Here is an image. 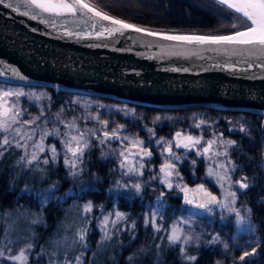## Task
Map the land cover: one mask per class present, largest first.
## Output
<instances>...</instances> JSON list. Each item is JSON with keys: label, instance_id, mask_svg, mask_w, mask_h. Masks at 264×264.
<instances>
[{"label": "snow or ice", "instance_id": "obj_1", "mask_svg": "<svg viewBox=\"0 0 264 264\" xmlns=\"http://www.w3.org/2000/svg\"><path fill=\"white\" fill-rule=\"evenodd\" d=\"M215 3L234 14L231 27L235 31L230 34L205 36L154 32L110 15L108 11L96 6L92 0H15V2L0 0V5L4 8L11 9L29 19L38 20L46 27L55 29L58 18H71L73 23L83 24L90 30L76 33L70 31L67 32L68 36L76 35L78 38L94 36L99 39L106 34L114 36L123 35L125 31H133L147 36H156L162 40L174 41L177 44L231 46L215 50L241 55L247 53L250 57L264 58V0H215ZM45 17L53 19L49 20ZM63 26L64 24L61 23V27ZM258 66L264 67V65ZM5 68L10 66L5 65ZM10 71L9 78L22 81L26 79L18 70L11 68ZM5 75L4 71H0V77ZM26 95L34 102L51 100L43 94H26L23 90L0 88V160L6 155L19 151L21 154L17 164L25 165L30 171L45 173L47 169L41 165L47 166L62 161L63 166L68 169V175L76 177L84 172L87 155L93 149L99 148L101 159L114 157L115 170L119 171L122 177H128L123 187H128L130 184L139 193L145 187H155L152 184V181H155L157 185H163L168 191L177 190L181 193L184 204L201 209L208 214H214L216 210H219L221 220L226 219L225 213H227L235 217L238 229L246 232L254 231L250 222L252 210L244 205L236 206L238 193L249 188L248 177L240 176L233 180L232 174L236 172L238 165L232 159V150L239 146L236 140L227 138L224 132L217 131L218 122H210L205 118L198 121L194 119L190 127L200 130L199 132L193 133L190 129H179L174 134H170V138H157L155 129L144 124L142 130H146L149 134L146 141L139 133H130L125 123L104 119L100 113L93 115L89 112L87 116L67 120L63 116L65 110L61 107L55 113L56 123L49 128L48 120H42V117L45 116L46 109L50 105H40L39 113L32 116L28 109L21 105L20 98ZM117 111H123L125 115L131 114L137 120L141 119L134 111L130 112L127 108L117 109ZM26 116L28 118H25ZM81 119L84 121L83 125L78 122ZM161 119L157 116L151 123L157 124ZM89 121H95V124L89 127L87 126ZM228 124L230 125L227 128L228 132L236 130L250 135L251 130L245 124L238 123L237 127L231 120ZM137 127L140 125L137 124ZM49 137H52V141H49ZM57 143L60 145L59 148ZM154 155H158L161 159L158 170L151 167L155 164ZM185 162L191 165L192 176L195 177L191 183L195 187H189V184L184 182L181 169ZM198 162L207 165L204 181L196 176ZM213 182L214 186L220 189L219 195L214 194L206 186ZM166 194L164 190L160 191L157 197V211L150 213V217L145 220V226L151 225L156 233L164 231L166 235L159 238L166 240L170 246H178L177 251L181 257L189 264H195L198 257L190 254V248L193 244L199 247L201 236L192 234L191 217L197 213H191L187 218H171L174 222L170 227H164L157 222L156 217L159 216L160 220L164 218L160 209L165 207ZM241 208L244 209L243 213ZM92 211L91 201L83 205L85 214ZM101 212H104L103 208ZM98 220L103 242L113 238L109 224L112 228H116L121 221L127 220V217L125 213L114 210ZM32 223H40L39 217H34ZM9 235V231L5 230L0 236V264L5 261L10 264H29L34 244L28 242L23 247H19L18 242L9 238ZM87 235V227L79 228L74 243L81 248H87ZM220 242L219 235L212 236L207 241L208 244ZM13 245L17 246L16 251H13ZM223 247L225 250L228 249L226 243ZM249 247L250 251L245 250L239 256V261L244 264H248L246 258L258 255L259 244L253 246L250 243ZM45 252L46 250L41 248L36 255L42 257ZM129 260L132 261L133 257H129ZM48 264H84L83 252L62 260L50 257Z\"/></svg>", "mask_w": 264, "mask_h": 264}, {"label": "water", "instance_id": "obj_2", "mask_svg": "<svg viewBox=\"0 0 264 264\" xmlns=\"http://www.w3.org/2000/svg\"><path fill=\"white\" fill-rule=\"evenodd\" d=\"M70 31L90 30L71 18H58L53 29L0 5V71L6 73L0 82L158 110L208 108L264 117V67L258 66L264 58L133 31L99 39L68 36ZM11 68L26 79L9 78Z\"/></svg>", "mask_w": 264, "mask_h": 264}, {"label": "trees", "instance_id": "obj_3", "mask_svg": "<svg viewBox=\"0 0 264 264\" xmlns=\"http://www.w3.org/2000/svg\"><path fill=\"white\" fill-rule=\"evenodd\" d=\"M92 2L101 9L108 11L110 15L123 19L128 23L139 25L151 30L170 32V33H191L204 35H224L235 31L231 27L234 14L229 10L212 0H92ZM23 87L25 89L34 88L38 91L45 92L50 100V108L45 113V119L53 125L55 123V113L61 107L65 111L71 110L74 99L85 98L93 104L96 113L102 114V118L112 120V115L106 113V110L127 108L134 111L140 120L130 119L126 123L130 125L127 129L131 133H139L142 138L147 141V132L142 130L143 125L147 124L153 127L158 136L170 138V134H174L179 129L194 128L190 126L193 120H197L198 116H203L208 121L218 122L217 131L225 133L227 138L236 140L238 148L232 150V159L238 165L235 174L237 176L248 177L249 188L241 192L239 195V203L241 201L252 210L251 220L255 226L254 237H259V248L261 256H264V117L257 114L242 112H225L215 109H183L176 111L158 110L148 107L134 106L126 103L112 101L110 99L91 97L81 94L56 93L54 89L46 87H33L12 85L0 82V88ZM33 110H37L31 107ZM36 115L39 113L34 111ZM131 115V114H130ZM63 116L66 115L63 113ZM161 117V122L152 124L155 117ZM169 117L171 118L169 120ZM117 118V117H116ZM119 119V118H118ZM231 120L233 125L238 127V123H243L250 129V135L239 131L228 132L230 127L228 121ZM124 122V121H120ZM137 124L140 127H137ZM16 155H6L0 160V207L2 211L5 209L16 208L19 204L26 202L27 194L20 192V184L18 175L15 173ZM85 171L87 176V191H84L85 197L97 202L103 203L111 195L114 187L115 178L118 175L116 165L112 159H101L100 149L95 148L87 155ZM154 161L159 159L158 155H154ZM61 169V168H60ZM59 169V170H60ZM203 165L197 163L196 176L202 175ZM181 173L184 180L191 184V165L188 162L182 166ZM96 174L98 178H94ZM29 184V183H28ZM45 183L42 184V186ZM67 182L61 184L60 189L64 190ZM75 190H78L77 184H74ZM37 190V187H33ZM138 195L129 198L131 194L120 196L119 208L122 211H130L131 216L136 219L135 227L131 237L124 234L120 239V249H117L113 257H106L101 264H189L185 261L177 251L178 246H167L160 244L159 247L150 230L145 227L143 216L137 215V209L140 205L153 202L154 195L147 193V188H143ZM107 195V196H106ZM129 200L131 202H129ZM168 211L178 213L182 207V196L175 190L169 191L164 197ZM49 210H55L48 206L46 214ZM219 220V219H218ZM218 220L214 223L218 224ZM51 225L54 223L51 222ZM227 237H221V241L225 240L228 244L237 240L234 235V229L229 225ZM206 237H201L199 247H195L193 255L198 257L195 264H216L224 259V254L219 252L220 244H208L213 233L207 231ZM132 239V240H131ZM241 240V238L239 239ZM239 250V249H238ZM236 250L233 257H239L241 253ZM135 254V255H133ZM129 257H133L130 261ZM3 264H10L5 261ZM86 264V263H85ZM228 264V263H227ZM249 264V263H248Z\"/></svg>", "mask_w": 264, "mask_h": 264}, {"label": "rangeland", "instance_id": "obj_4", "mask_svg": "<svg viewBox=\"0 0 264 264\" xmlns=\"http://www.w3.org/2000/svg\"><path fill=\"white\" fill-rule=\"evenodd\" d=\"M11 89L23 90L26 94H43V96L48 97L45 92L38 91L34 88L25 89L23 87H11ZM20 99L22 107L27 108L28 112L32 116L36 115L35 113H33L34 111H40V105H50V101H48L47 99L34 102L33 99H31L28 95H26L25 97H21ZM31 107H34L37 110H33ZM49 108L50 106L46 109V111ZM71 108L72 112L71 110L64 111V114L66 115L64 118L67 120H71L73 117L87 116L89 112H91L93 115L97 114L93 109V104L85 98L74 99ZM106 113L112 115L113 118L110 121L125 123L126 127L130 125V123H126V120H136V118H134L130 114L125 115L123 111H113V109H108L106 110ZM25 118L28 117L26 116ZM201 118L204 117L198 116L197 121ZM170 119L171 118L169 117V120ZM42 120H45V116L42 117ZM78 122L82 125L84 124L83 119ZM160 122V124L163 123L162 121ZM94 124L95 121H89L87 126L91 127ZM48 127H52L51 123H48ZM60 127L62 128V126ZM199 131L200 130L198 129L192 130L193 133ZM156 136L157 138L162 137L158 136L157 134ZM49 141H52V137H49ZM57 147H60L59 143H57ZM20 154L21 153L19 151L14 152V155H16V164ZM44 155H46V153ZM87 159L89 160L88 156L86 157V160ZM110 159L114 160L115 158L112 157ZM160 163L161 159L159 158L151 167L158 170V166ZM202 165V175H200L199 178L201 179V181H204L207 165L206 163H203ZM41 167L46 168L47 171L45 173L30 171L29 168L23 164H17L15 166L14 170L16 176L18 175L17 177L19 181L18 184H20V192H25L27 194L26 202L19 204L16 208L13 209H5V211H2L0 207V236L3 235V232L5 230H8L10 234L9 238H11L13 241H17L19 247H23L24 244L28 242L33 243L34 247L32 249V255L30 256L29 264H48L50 257L53 259L62 260L65 258H72L74 256L80 255L81 252H83L84 264H101L106 257H113L117 249H120V238L124 234L130 236L133 232L132 230L134 229L133 224L136 223V219L131 216L130 211H122L119 208L120 196L124 194H131L129 195V198H132L135 195H138L140 192L137 193L130 184L128 187H123L122 185L125 181L128 180V177H122L120 172L118 171V175L113 182L114 187L111 191V195H109L110 197L107 198L103 203H97L88 199L83 194L87 189V184L85 183L87 182L86 178L89 175L85 171V169L82 174L76 177H72L68 175V169L63 166L62 161L57 164H50L47 166L41 165ZM232 175L233 180H236L240 177V175L237 176L235 173H233ZM93 176L94 178H98L96 174H93ZM193 179H195V177H193L191 174V180ZM64 182H67V185L64 190H61V184ZM184 182L188 183L189 187H195L194 184H190L186 180H184ZM43 183H45V185L42 186ZM75 183L78 187L77 191L74 187ZM152 184L155 185V187L145 188H147V193L149 195H154L153 202H151L150 204H142L137 209V215L143 216L144 224L145 220L150 217V213L157 211V197L159 196L160 191L164 190L167 194L169 192L164 188L163 185H157L155 181H152ZM53 185H55V187H53ZM206 186L209 187V189L213 191L214 194H220V189L218 186H214V182L212 184H207ZM33 187H37V190L33 189ZM175 191L178 192L177 190ZM243 191L244 190H241L238 193V196ZM179 194L182 196L181 193ZM89 201H91L93 204V211L91 213L85 214L83 212V205L88 203ZM131 201L129 200V202ZM241 205L247 207V205H245L243 201L239 203L238 198L236 206L240 207ZM48 206H51V208H55V210H49L46 214L45 211ZM101 208L104 209L103 213L101 212ZM166 208L167 206L165 204V207L163 209H160V212L164 217L163 220H160L159 216L156 217L157 222L162 224L164 227H170L171 223L174 222V220H172L171 218H187L191 213H197V215H193L191 217L193 221V235L206 237L205 234L208 233L207 231H210L211 233H213L212 236L219 235L220 237H227L228 229L224 230V228L230 225L234 229L233 237H236L237 240H234L229 244L225 240H222L220 242L221 244L219 252L221 254H224V259L220 260L219 264H244V262L239 261V257H233V252L239 249L238 253L242 254L245 250H251V248L249 247L250 243L253 246L260 243L259 237H254L255 226L253 224V221L251 220V217L250 222L254 227V231L246 232L238 229L235 223L234 216H229L227 213H225L226 219L221 220L219 210H216L214 214H208L203 212V210L201 209H197L188 205L183 206L178 213H175V211H168ZM114 210L125 213L127 220L121 221L116 228H112L111 224H109V228L112 232L113 238L111 240L102 242V233L99 228L98 218L102 219L103 215L109 212H113ZM241 211L243 213L244 209L241 208ZM34 217H39L40 223H32ZM112 218L114 219V217ZM215 220L219 221L218 224L214 223ZM51 222H53L54 224L51 225ZM82 227H87L88 229V235L86 238V242L88 245L87 248H81L78 244L74 243V240L77 238V230ZM147 228L150 230L151 237L154 238L157 246H159L160 244L170 246L167 244L166 240H161L159 238L166 235L164 231L156 233L151 225H149ZM131 237H135V234H132ZM240 238L241 240H239ZM225 243L228 245L227 250H225L223 247ZM195 247V244L191 246L190 254L195 251ZM41 248L45 249L46 252L42 257H37L36 254L41 251ZM16 250L17 246L13 245V251ZM53 253H55V255H53ZM246 259L249 264H264V256L262 257L259 251L258 255Z\"/></svg>", "mask_w": 264, "mask_h": 264}]
</instances>
